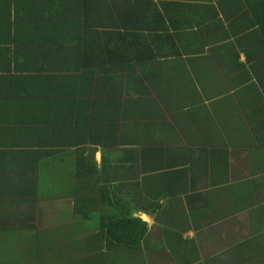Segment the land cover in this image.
Listing matches in <instances>:
<instances>
[{
    "label": "crops",
    "instance_id": "0c3cea01",
    "mask_svg": "<svg viewBox=\"0 0 264 264\" xmlns=\"http://www.w3.org/2000/svg\"><path fill=\"white\" fill-rule=\"evenodd\" d=\"M254 1L0 0V264H264Z\"/></svg>",
    "mask_w": 264,
    "mask_h": 264
},
{
    "label": "trees",
    "instance_id": "16d2710c",
    "mask_svg": "<svg viewBox=\"0 0 264 264\" xmlns=\"http://www.w3.org/2000/svg\"><path fill=\"white\" fill-rule=\"evenodd\" d=\"M250 6L257 17H264V0H255L254 8L252 5ZM145 225L146 223L139 218L129 217H112L108 221H104L103 224L104 230L110 238L121 241L142 238L146 231Z\"/></svg>",
    "mask_w": 264,
    "mask_h": 264
},
{
    "label": "rangeland",
    "instance_id": "374dc122",
    "mask_svg": "<svg viewBox=\"0 0 264 264\" xmlns=\"http://www.w3.org/2000/svg\"><path fill=\"white\" fill-rule=\"evenodd\" d=\"M11 251H12V250L10 249V253H11Z\"/></svg>",
    "mask_w": 264,
    "mask_h": 264
}]
</instances>
